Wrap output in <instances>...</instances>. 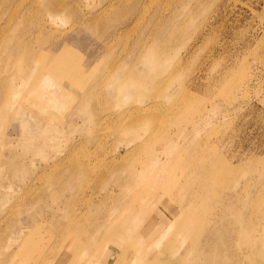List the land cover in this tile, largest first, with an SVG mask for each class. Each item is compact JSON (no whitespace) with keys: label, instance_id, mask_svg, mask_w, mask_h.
I'll list each match as a JSON object with an SVG mask.
<instances>
[{"label":"rangeland","instance_id":"374dc122","mask_svg":"<svg viewBox=\"0 0 264 264\" xmlns=\"http://www.w3.org/2000/svg\"><path fill=\"white\" fill-rule=\"evenodd\" d=\"M38 1L42 11L32 5ZM43 1L12 0L8 10L0 5V26L9 27L8 32L11 27L27 30L31 36L17 39L23 49L34 50L39 44L47 50L50 41L60 46L64 42L74 53L68 62L82 69L77 91L91 88L96 94L82 98L75 87L46 71L31 83L29 77L24 80L36 60L30 57V63L14 66L16 59L7 58L0 37V79L5 78L14 92L3 97L0 107V251L16 253L10 264H133V259L140 264H264V0H51L61 2L51 15ZM23 15L28 19L20 22ZM109 66L114 76L102 78ZM123 70L130 77L147 76L163 92L154 95L148 85L143 88L146 97L135 101L126 91H114ZM91 113L98 123L97 129L89 130ZM166 145H171L170 151ZM160 151L168 154L162 152L163 166L153 168L160 173L155 178L146 157ZM189 155L194 163L208 157L231 168L224 177V190L227 194L238 190L246 204L227 216L234 220L237 213L247 216L246 221L252 217L256 226L249 231L246 226L232 228L228 222L231 235L219 234L212 242L208 236L217 232L213 231L219 225L217 214L224 210L227 214L222 206L228 200L203 201V209L189 207L182 214L189 223L181 226L179 235H189L190 244L176 261L161 254L159 238L166 234H152L161 219L168 223L185 202L182 191L160 195L175 183L177 163ZM87 157L92 171L77 180L88 188L74 193L76 199L71 201L78 206L74 211L87 205L86 211L73 213L64 224L55 223L64 221L62 202L67 197L55 188L76 183L73 175L61 171ZM110 158L114 162L107 168ZM170 158L175 160L167 161ZM140 162L145 166L139 168L138 183L130 182L118 197V209L130 208L122 214L123 226L115 233L101 226L76 236L79 216H96V210L109 203L107 198L102 206V190L125 176L111 165L137 168ZM150 186L159 197L144 210L138 206L150 197L146 190ZM206 219L204 226L194 227ZM130 234L132 238L127 237ZM119 237L130 238V248L120 250ZM255 237L260 239L257 252L244 241ZM177 241L172 238L170 247ZM149 245L160 249L154 255L159 262L142 258ZM166 248L167 256L176 252Z\"/></svg>","mask_w":264,"mask_h":264},{"label":"bare ground","instance_id":"6f19581e","mask_svg":"<svg viewBox=\"0 0 264 264\" xmlns=\"http://www.w3.org/2000/svg\"><path fill=\"white\" fill-rule=\"evenodd\" d=\"M1 1L2 2H0V5H2V4L6 5V7H4V9L8 10V8L11 5V1L12 0H7L6 2H3V0H1ZM40 2H42V1H40ZM44 3L47 4V13L50 14V15L51 14H56L58 12V10H59V7H60L59 4H61V2H57V1L52 2L51 0H50V2L48 0H44L43 4ZM32 5L33 6L35 5V7L38 9V11H42L41 5L39 4V1H38L37 4H32ZM41 13L42 12H39L38 16L41 15ZM2 14H3V10H0V16ZM119 18H120V16H119ZM23 19L26 20L28 18H27L26 15H23L20 18V22L24 21ZM119 21L120 20H118V22ZM114 22L117 23V21H114ZM8 28L9 27H7L6 25H1L0 26V37H1V40H2L1 41V45H2V49L5 52V55L7 56V58L10 59V60L11 59L12 60L16 59V62L14 64V66H18L19 68H21L23 63H26V64L30 63V60H28L30 57L36 60V62L32 64L33 70L31 69V71H29L28 73L24 74L23 76L21 75L24 80H26V77H29V80H30V83H31V81L33 82V80H31L33 77L42 76L43 72L46 71L47 74L55 75L62 82L68 83V86L75 87V89L77 91L78 88L76 87V84L81 80L80 77H81L82 69L81 68H74L72 66L73 63L71 62L72 64H70L68 62L69 60L71 61V58L74 55V53L69 47L64 45V42H62L61 44H63V45L60 46V43L51 42L50 41V45H48L47 50H45L41 46H38L39 44L36 45V48L34 50L23 49V47L20 46V44H19L17 39L18 38H22V35L23 36L24 35L31 36V34H29V32H27V30H22L21 28H17V27L16 28H12L11 27L10 28L11 32H8L7 31ZM37 29H38V27H37ZM39 30H41V28ZM26 33H28V34H26ZM40 33H41V31H40ZM86 33H88V32H86ZM103 33H105V32H103ZM106 34L107 33H105L103 35H106ZM263 34H264V32H263ZM84 35L86 36V34H84ZM78 36L79 35L77 34V37ZM100 36H98V37H100ZM46 38L48 39V37H46ZM46 38H45V40H46ZM83 39H84V37H83ZM28 40L29 39L25 38V40H24V44L25 45H27ZM42 41L44 42V43H42V46L44 47L45 46L44 44H46V43H45L44 40H42ZM85 41H86V39H85ZM46 42H48V41L46 40ZM75 45H79V43L75 44ZM83 46L85 47V45H83ZM89 63L90 62H88V64ZM113 63H115V62H113ZM7 66L9 67L10 63L5 66V70L6 71L8 70ZM110 66H112V65H110ZM18 67H17V70H18ZM114 67L115 66L113 65L112 68H114ZM112 68L111 69L108 68L109 70L107 69L108 70V71H106L107 73H104V75H102L103 76L102 78H104V77H106L108 75L112 78L114 76L113 75L114 74L113 71L115 69V68L114 69H112ZM131 79H135V80H131ZM136 79L138 81H140V80L141 81L138 82V81H136ZM103 80L104 79H101L100 81L102 82ZM117 80H118L120 86L115 84L116 86L114 87V89H115L114 91H116V92H119V91H124L125 92L126 91L130 95L131 100L134 99L135 101L136 100L140 101L143 98H145L146 95H144L143 88L144 87H148V85L150 87H152V89H154L153 90L154 95H156V94L159 95V93L163 92L162 91V87L161 86H155V83H153L152 80L150 78H148L147 76L133 75V77H130L129 75L125 74V71H124L122 74L117 76V79L115 81L117 82ZM130 80L131 81H136V82L134 84H130L129 83V82H131ZM143 82H145V85L142 84ZM23 85L24 84H22L21 87H18V88L19 89L22 88ZM11 88L12 87H10V85H8V83H7L5 78H1L0 79V97H1L0 98V107H1V104L3 102V97H5L7 95V93H11V95L14 94V92L11 91ZM8 90H10V91H8ZM26 90H28V89L26 88ZM109 90H110V88H109ZM109 90H108V92H109ZM93 91L94 90H92L90 88V89H84L82 93H79V91H77V92L80 94L79 95L80 97L82 96V98H85V99L87 98L88 99V98L93 97L96 94ZM111 93L112 92L110 91V94ZM127 93H125V94H127ZM114 97H115V95H114ZM120 97H122V96H120ZM120 97H116L117 99L116 98H114V99L116 101H119ZM128 99H129V97H128ZM91 115H92V113H91ZM89 116H90V114H89ZM92 117H93V115L90 118L87 119V121H89V124L91 125L89 127V130L95 128V125H97V123H98V121L97 120L94 121V119ZM95 129H97V127ZM132 139H133V137H132ZM170 146L171 145H166L165 149L170 148ZM168 150L170 151V149H168ZM162 152H164V151H160L158 153L156 152L157 154L154 153L153 155H152V153H149V154H147V157H146L148 159V162L150 163L149 165H150V168H151L149 170V173L151 174V176H153L155 178L160 177V173H159L158 170H155L153 168L155 166L156 167L163 166V164L160 163L161 157L163 156ZM164 153L168 154V152H164ZM205 159H206V161H204V162L199 161L198 163H194L193 155H189L186 158V160H184L182 163H177V167L180 168V169L178 168L180 170V172L179 173L177 172L178 174L176 176H174V175L172 176L174 178L173 181L175 183L172 186H169L168 190L165 189V191L162 192L161 195H160V196L167 195L169 191L170 192L182 191L184 193V198H185V202L180 204V206H179L180 209L177 210V213L174 214V216L171 218V220L168 221V223L164 224L165 221H163V219H161V222H160L161 225L155 230V233L152 234L153 236H155L158 233H161V231H162L166 235L161 237V238H159V244H161V248L164 249V250H167L166 247L168 246L169 248H173V250L176 251L174 253V255H172L171 253H168V256H167V254L163 250L161 254L165 257V259H167V257H168V259H170V260L175 259L176 261H179L177 259V257H183V255H179V254L185 252L188 249V246L190 244V240H189L188 244L186 243V241H188L189 235H187V234H185L184 236L183 235H179V234L182 233V232L180 233V231H182L181 230V226H183L185 223H186V225L189 223L188 217L183 216L184 213H185V210L187 208H189V207H201L202 208V206H204L203 203H205L206 201H207V204H208V202H211L213 200L215 201V203L219 202V201L224 202L223 201L224 199L228 200L227 203H223V205L224 204H226V205L222 206V207H226V209L228 210V212L226 210L227 214L224 212L225 210L223 211L224 213L219 211L221 213H219L217 215H220V216L217 217V219L215 218L216 222L219 225L216 226L213 231H217V232L216 233H211L208 236V239L212 240V242H214L215 240H218L220 238L219 237L220 235H222V236L225 235V237L226 236L228 237V236L231 235L230 234L231 229L229 230L230 226L229 227L227 226L228 222L232 223L231 224L232 228H234L235 225H236V226H238L239 229H243V227H245V226L249 229V231H250V229H255L256 225H255V221L253 220L252 217H251V219L248 218L249 221L248 220L246 221L245 219L247 218V216H244L245 218H242L241 215H239V214H237L235 212H234L235 213L234 220L229 219V217L227 216L229 212L232 214L233 210H235L238 207V205L242 206L243 203H244V205L246 204V201L241 199L240 192L238 190L233 192V193H230V194H227V192L224 190L226 188V181H224V179L226 178L227 174L231 171V168L228 167L224 162H220V165H217V164H215V162L212 159H209L208 157H205ZM171 160H175V158H170L167 161H171ZM106 161H107L106 165H107V168H108L109 165H110V162H111V164H113L114 159L110 158V159H108ZM90 163H91V159L89 157L83 158L81 160H76V161L72 162L71 165H67L61 171V174H63V175H69V174L73 175V177L76 178V183L72 187H70V185H67L69 183L66 184L64 182L60 187L58 186L59 188H57V187L55 188L56 193H58L60 191H63L64 194H66V196H67L64 199V201L62 202V204H63V209L62 210H63L64 221L59 222L57 220L55 223L64 224L66 222L65 219H67L73 213L79 214V215L85 213V211H86L85 208H86L87 205H84L82 208L80 206V208H78L79 211H74V210H77L78 206H77V203H74V206H73V203L71 201L76 199L75 198L76 195H74V193H77V191H78V193L79 192L81 193L82 190L85 191L86 188H88V187H85L83 181H79V180L82 179L83 177L87 178V176L90 175V173L92 171V167L90 168ZM138 165L139 166H137V168H136L135 164L134 165L132 164L131 167L128 164H120V163L117 166L111 165L117 171H121L122 173L124 172L125 176H124V178H121V179L117 180V183H114L115 186H112V187L110 186V187H107L106 189L102 190V197H103V200L101 201L102 202V206H103V203L107 200V198H108L109 203L108 204L106 203L107 205H105L104 207H102L100 209H97L96 212H95L96 216L94 214H86L84 216H79L82 219V221H78L79 225L76 227V229H74L75 232H76V236L77 235H79L81 237L85 236V235H87V231H89L91 228H98V227H101V226H105L107 231H108V233H109L110 230H112L115 233L117 230H119V228L121 226H123L121 224H124L126 222V219L124 218L125 216H122V214L124 212L130 210V208L123 207V208L118 209V205H119L118 197L120 195H122L127 190V187H128L130 182L131 183L132 182L138 183L137 182V180H138L137 178L141 176V171H139V168L141 169V168H143L145 166L141 162ZM107 172L109 173V170ZM113 172L111 171L112 174H113ZM121 172H120V174H121ZM36 175H39V174L36 173ZM110 177H111V174H110ZM77 179H79V180H77ZM99 187H101V185ZM48 188H50V187H48ZM50 189H52V188H50ZM146 190L148 191L147 193H149L150 197H144V200L138 206L139 208H142L144 210L149 208V207H152L154 205V203H155V200L159 197V195L157 194V189L154 186H150ZM56 193H54L53 195H55ZM56 197L58 198V196H56ZM51 198H53V197H51ZM52 201H56V200H52ZM203 201H205V202H203ZM85 203H82V204H85ZM248 203H250V202H248ZM207 204H205V205H207ZM217 204H219L221 206V203H217ZM249 205L251 206L252 204H249ZM249 205L246 206V207H248V209L250 208ZM251 208H253V207L251 206ZM251 208H250V210H251ZM250 210L246 211V212L248 213V212H250ZM87 211H88V209H87ZM89 212L90 211H88V213ZM211 215H212V213H211ZM246 215H248V214H246ZM253 215L254 214H252V216ZM120 216H121L122 219L120 218ZM214 220H212V221H214ZM182 221H183V223L180 224ZM208 221H209L208 219L204 220L202 223L194 221L195 222L194 227L198 226V225L204 226L205 223L208 222ZM83 222H84V224H83ZM263 222H264V218H263ZM214 224H215V222H214ZM187 228H190V226H188ZM103 229H104V227H103ZM173 229H175V231L178 232V234L175 233V235L177 237H175L174 233L172 232ZM18 233L19 232H17L16 234H18ZM111 235L112 234H109V237ZM131 235L132 234L127 235V237H131L132 238ZM5 237L6 236H3V238H5ZM14 237H16V236H14ZM104 238L105 237H103L102 240ZM172 238H175V241H176V239H178V241L176 242V246L170 247V244L172 243L171 242ZM214 238H216V239H214ZM119 239H120L121 243L123 242L120 250L122 248H124V247L130 248V242H129L130 238L129 239H125V240H121V238L119 237ZM223 239L225 240V238H223ZM166 240H168L169 243H166L165 242ZM244 241L247 242L250 245H253L254 246L253 247L254 250L257 248L255 246L258 245V243H260V239H258L256 237L253 238L252 240L248 241V239H246ZM116 244H118L117 241H116ZM133 245L134 244H131V246H133ZM185 245H188V246H185ZM217 248L219 249V247H217ZM0 250H1V248H0ZM159 251H160V249L151 248V245H149L148 248H146L145 250L142 251V253H144V254H142V258H144V259L145 258H151L152 262H154V261L159 262L160 259L154 258L155 253L157 254ZM177 251H178V254H176ZM257 251L258 250H255V252H257ZM0 255H2L1 256L2 257L1 258V262L3 264H10V262H13L15 260V257H16V253L15 252L3 254L0 251ZM141 262L142 261L133 259V264H140ZM163 263L165 264L166 261H164Z\"/></svg>","mask_w":264,"mask_h":264}]
</instances>
